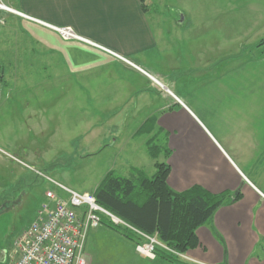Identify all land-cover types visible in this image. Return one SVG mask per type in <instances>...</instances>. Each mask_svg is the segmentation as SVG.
I'll return each instance as SVG.
<instances>
[{"label": "crops", "instance_id": "0c3cea01", "mask_svg": "<svg viewBox=\"0 0 264 264\" xmlns=\"http://www.w3.org/2000/svg\"><path fill=\"white\" fill-rule=\"evenodd\" d=\"M1 1L27 18L0 12V119L12 114L9 118L14 120L0 126V142L6 146L5 131L10 129L54 131L48 129L47 121H68L71 112L85 113L86 104L97 105L106 114V120L113 122L109 128L122 130L120 121L139 120L141 123L132 131L135 136L146 137V149L147 143L152 142L149 136L153 131L168 136L162 146L168 150L167 157L162 149L153 158L147 149L154 169L151 177L155 162H165L169 166L166 183L174 192L198 186L214 195L238 197L232 204L218 208L208 222L196 229L197 245L184 253L191 259L185 264H264V131H248L236 142L231 140L234 133L221 136L217 131H207L192 108L180 100L178 104L151 80L167 87L160 72L162 65L168 63L164 53L171 48L169 36H176V29L165 34L164 23L169 22L159 20L162 9L168 8L172 22L181 25L187 19L185 10L189 15L195 7L202 8V15H195L192 22V28L198 30L202 22L213 24L218 16L213 15L215 7L226 8L228 15H224L225 11L219 14L222 22L242 23V18L229 16L236 3H229L230 0L220 3L217 0ZM173 8L183 14L174 15ZM261 11L259 5V26L254 24L252 35L258 40H264ZM52 28H69L78 39L63 40ZM212 29L206 33L211 38ZM25 89L30 90L29 99L24 97ZM166 99H169L167 106ZM39 121H45V128L39 127ZM95 128L98 126H91L90 131ZM5 156L0 150L1 161ZM26 159L31 161L32 153ZM119 169L122 174L117 175L126 178L137 177V173L147 175L135 164ZM45 202L46 199L41 205ZM89 232L98 236L97 258L104 264H134L141 258H145V263L147 260L168 262L157 256L148 259L139 255L134 243L105 226L90 229L86 239Z\"/></svg>", "mask_w": 264, "mask_h": 264}, {"label": "rangeland", "instance_id": "374dc122", "mask_svg": "<svg viewBox=\"0 0 264 264\" xmlns=\"http://www.w3.org/2000/svg\"><path fill=\"white\" fill-rule=\"evenodd\" d=\"M222 1L225 0H217ZM229 3H236L229 16L242 18V23L222 22L219 14L225 11L224 15H228L226 8L215 7L213 15L219 17L215 16L211 25L198 24V30L192 28V22L195 15H202V8L195 7L189 15L185 10L187 19L181 25L172 22L168 8L162 9L159 20L169 22L164 23L165 34L176 29V36H169L173 49L165 51L164 59L168 63L162 65L160 72L167 87L152 79L159 87L163 85L172 98L192 108L204 129L217 131L221 136L234 133L231 140L236 142L248 131H264V44L258 46L263 40L252 37L254 24L259 26V5H262L260 26L264 33V0H230ZM171 11L174 15L183 14L175 8ZM211 28L212 38L206 34ZM25 91L24 97L29 99L30 90ZM165 104L169 105V99ZM85 108V113L71 112L68 121H47L48 129L54 131H5L6 146L0 142V150L6 153L3 161L0 160V253L8 254L13 249L18 234L35 220L45 192L55 190L45 178L12 158L78 193H92L107 172L122 174L119 168L123 165L135 164L151 177L154 169L147 154L146 137L135 136L132 131L141 121L125 119L120 121L122 130L109 128L113 122L106 120V114L97 105L86 104ZM11 115L0 119V126L12 123ZM39 123V127L45 128V121ZM91 126L98 128L90 131ZM149 138L152 145L161 147L168 141L162 132L153 131ZM29 153H32L31 161L26 159ZM92 233L89 232L84 244L85 264H104L97 258L98 236ZM180 254L184 257L177 258L179 261L191 262L186 254ZM147 261L141 258L134 264H159L161 260Z\"/></svg>", "mask_w": 264, "mask_h": 264}, {"label": "trees", "instance_id": "16d2710c", "mask_svg": "<svg viewBox=\"0 0 264 264\" xmlns=\"http://www.w3.org/2000/svg\"><path fill=\"white\" fill-rule=\"evenodd\" d=\"M145 0H140L144 3ZM264 40L258 44L261 46ZM148 153L157 158L163 149L152 142L147 143ZM165 157L168 150L163 149ZM155 172L151 178L143 173L126 178L109 171L92 193L96 203L121 219L133 229L147 235L156 236L167 247L186 253L197 245L195 231L208 222L221 206L235 202L228 194H211L198 186L177 193L166 183L169 166L165 162H155ZM101 225L121 234L132 243L142 239L134 232L113 226L105 219ZM156 256L173 264H184L166 252L157 250Z\"/></svg>", "mask_w": 264, "mask_h": 264}, {"label": "built area", "instance_id": "2783aa9c", "mask_svg": "<svg viewBox=\"0 0 264 264\" xmlns=\"http://www.w3.org/2000/svg\"><path fill=\"white\" fill-rule=\"evenodd\" d=\"M0 10L24 18V15L7 7L1 0ZM52 29L64 39H78L70 29ZM121 60L134 67L129 61L122 58ZM151 80L153 81L152 78ZM154 82L158 85L156 81ZM160 87L163 90L166 89L161 84ZM166 92L174 97L168 90ZM174 100L181 104L178 99ZM12 160L45 178L55 190L45 192L46 202L41 205L36 219L18 234L13 249L8 254L5 252L0 264H85L83 248L87 233L90 229L99 227L102 219L113 226L132 231L140 237L142 242L135 245V251L143 257L154 259L157 250L166 252L176 259L184 257L158 241L155 235L147 236L103 209L96 203L92 194L78 193L68 189L22 164L19 160L13 158ZM188 260L191 261V259Z\"/></svg>", "mask_w": 264, "mask_h": 264}, {"label": "water", "instance_id": "95a60500", "mask_svg": "<svg viewBox=\"0 0 264 264\" xmlns=\"http://www.w3.org/2000/svg\"><path fill=\"white\" fill-rule=\"evenodd\" d=\"M4 255H5V252L4 251L0 253V261H3Z\"/></svg>", "mask_w": 264, "mask_h": 264}, {"label": "bare ground", "instance_id": "6f19581e", "mask_svg": "<svg viewBox=\"0 0 264 264\" xmlns=\"http://www.w3.org/2000/svg\"><path fill=\"white\" fill-rule=\"evenodd\" d=\"M166 90V89H165ZM167 91V90H166Z\"/></svg>", "mask_w": 264, "mask_h": 264}]
</instances>
